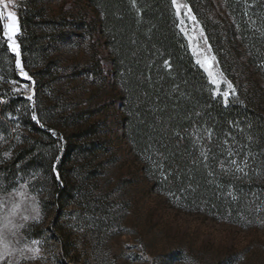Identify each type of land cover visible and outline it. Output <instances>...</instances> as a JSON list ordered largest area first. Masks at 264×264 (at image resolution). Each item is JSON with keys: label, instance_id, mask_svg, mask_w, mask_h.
<instances>
[{"label": "rangeland", "instance_id": "obj_1", "mask_svg": "<svg viewBox=\"0 0 264 264\" xmlns=\"http://www.w3.org/2000/svg\"><path fill=\"white\" fill-rule=\"evenodd\" d=\"M20 6L19 57L0 21V264H264V146L199 130L175 180L126 138L88 0ZM173 6L214 98L264 115L260 65L223 47V71L187 1Z\"/></svg>", "mask_w": 264, "mask_h": 264}, {"label": "trees", "instance_id": "obj_2", "mask_svg": "<svg viewBox=\"0 0 264 264\" xmlns=\"http://www.w3.org/2000/svg\"><path fill=\"white\" fill-rule=\"evenodd\" d=\"M186 1L223 71V47L233 60L245 55L264 71V0ZM88 3L109 51L125 134L133 148L160 154L176 180L185 178L199 130H212L218 138L233 133L264 146V115L252 100L225 106L214 98L206 74L179 31L172 0ZM64 188L54 194L58 207Z\"/></svg>", "mask_w": 264, "mask_h": 264}, {"label": "snow or ice", "instance_id": "obj_3", "mask_svg": "<svg viewBox=\"0 0 264 264\" xmlns=\"http://www.w3.org/2000/svg\"><path fill=\"white\" fill-rule=\"evenodd\" d=\"M173 3L175 4L176 0H173ZM0 5H3V8L7 9V3L5 2V0H0ZM192 19H195V17H192ZM0 21H6L2 24L3 36L9 41V45H8L9 48H11L16 53V56L19 57L20 56L19 45L16 43L14 38L19 33L20 28H19L18 18L15 12L0 10ZM17 64L18 65L20 64L19 59H17ZM23 75L27 76L26 73H23ZM209 75L212 76L213 74L209 72ZM213 82L214 83L217 82L215 78ZM229 87H231V85H229ZM224 95L227 96L228 93H225ZM238 170L242 171L243 169H238Z\"/></svg>", "mask_w": 264, "mask_h": 264}, {"label": "built area", "instance_id": "obj_4", "mask_svg": "<svg viewBox=\"0 0 264 264\" xmlns=\"http://www.w3.org/2000/svg\"><path fill=\"white\" fill-rule=\"evenodd\" d=\"M20 1L21 0H9L12 10L16 13L17 16L19 15V12L21 10Z\"/></svg>", "mask_w": 264, "mask_h": 264}]
</instances>
